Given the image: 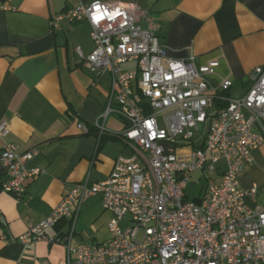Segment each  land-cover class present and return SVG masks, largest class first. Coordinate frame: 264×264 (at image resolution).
I'll return each mask as SVG.
<instances>
[{"label": "built area", "instance_id": "1", "mask_svg": "<svg viewBox=\"0 0 264 264\" xmlns=\"http://www.w3.org/2000/svg\"><path fill=\"white\" fill-rule=\"evenodd\" d=\"M82 21L91 27L94 49L89 55L77 49L79 59L91 72L112 78L106 110L93 125L102 136L112 113L122 118L127 128L120 137L134 156L118 157L103 181L74 185L50 216L30 224L19 241L53 244L46 232L70 220L67 264H264V205L246 202L260 190L243 189L240 182L254 152L264 145V67L249 76L244 97L230 99L225 94L232 81H213L218 62L197 67L194 55L168 57L158 26L137 4L78 0L51 26ZM126 64L135 68H123ZM216 100L227 106L209 113ZM80 128L89 133L85 125ZM11 133L10 122L1 120L0 163L7 177L2 190L21 199L26 182L42 170L28 169L39 151L21 152L7 141ZM221 162V182L210 181L204 197L190 201L186 189L194 173L215 172ZM94 197L111 216L110 237L74 245L82 208Z\"/></svg>", "mask_w": 264, "mask_h": 264}, {"label": "crops", "instance_id": "2", "mask_svg": "<svg viewBox=\"0 0 264 264\" xmlns=\"http://www.w3.org/2000/svg\"><path fill=\"white\" fill-rule=\"evenodd\" d=\"M93 1L135 3L147 11L158 26L160 45L174 60L194 55L197 67L217 61L213 81H232L225 94L230 99L244 97L251 87L249 76L264 67V0H83ZM77 4L78 0H0V121L10 122L8 142L21 152L39 151L27 167L42 170L26 182L27 191L18 199L2 190L7 177L0 163V264H67L70 220L46 232L53 244L24 245L19 239L30 224L49 217L74 185L103 181L118 157L134 156L120 137L127 128L122 118L112 113L102 136L93 125L106 110L112 78L91 72L77 55V49L84 55L94 49L89 23L51 26L57 15ZM141 25L146 28L144 22ZM80 125L96 130L85 134ZM4 143L0 139V153ZM253 157L240 180L243 189L260 190L255 199H247L250 207L264 205V145ZM224 169L223 162L217 165L211 181L219 184ZM89 201L99 207V228L93 236L84 235L78 229L81 212L74 245L98 244L110 237V214L99 197L85 205Z\"/></svg>", "mask_w": 264, "mask_h": 264}, {"label": "rangeland", "instance_id": "3", "mask_svg": "<svg viewBox=\"0 0 264 264\" xmlns=\"http://www.w3.org/2000/svg\"><path fill=\"white\" fill-rule=\"evenodd\" d=\"M213 111H215L214 108L210 109L209 113H212ZM210 123H211V119L209 118L207 124L201 127L202 131L207 130ZM215 178H216L215 173H210V172L195 173L192 176L191 181L186 189V194L188 196V199L190 201H193L204 197V195L206 194L208 184L210 183L211 180L215 181ZM99 213L100 210L98 205H96V201H89L85 205L82 211L78 229H82L84 235H87V237L93 236V232L99 228V222L97 221ZM94 224L96 225L93 226Z\"/></svg>", "mask_w": 264, "mask_h": 264}, {"label": "trees", "instance_id": "4", "mask_svg": "<svg viewBox=\"0 0 264 264\" xmlns=\"http://www.w3.org/2000/svg\"><path fill=\"white\" fill-rule=\"evenodd\" d=\"M226 106H227L226 103H221V102H219L217 100L213 103V108L217 109V110L224 109ZM92 129L96 130L95 128H89V133H90V131H92Z\"/></svg>", "mask_w": 264, "mask_h": 264}]
</instances>
